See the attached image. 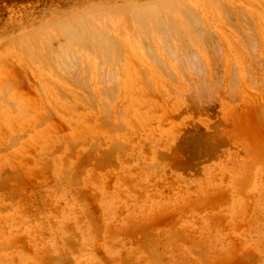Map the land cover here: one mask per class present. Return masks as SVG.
I'll return each mask as SVG.
<instances>
[{
    "label": "rangeland",
    "instance_id": "obj_1",
    "mask_svg": "<svg viewBox=\"0 0 264 264\" xmlns=\"http://www.w3.org/2000/svg\"><path fill=\"white\" fill-rule=\"evenodd\" d=\"M0 264H264V0H0Z\"/></svg>",
    "mask_w": 264,
    "mask_h": 264
},
{
    "label": "bare ground",
    "instance_id": "obj_2",
    "mask_svg": "<svg viewBox=\"0 0 264 264\" xmlns=\"http://www.w3.org/2000/svg\"><path fill=\"white\" fill-rule=\"evenodd\" d=\"M172 1V0H171ZM203 2V1H202ZM164 5V4H163ZM167 5V4H166ZM206 5V4H205ZM204 6V5H203ZM155 7V6H154ZM168 7V6H167ZM173 7V6H172ZM177 8H179V7H177ZM173 9V8H172ZM180 9V8H179ZM183 9V8H182ZM186 9H187V7H186ZM191 9V8H190ZM171 10V9H170ZM189 10V9H188ZM89 14V13H88ZM147 14H149V13H147ZM196 14V13H195ZM142 16V15H141ZM92 17V16H91ZM122 17V16H121ZM143 18V17H142ZM133 19V18H132ZM143 19H145V18H143ZM142 19V21H144ZM162 19V18H161ZM123 20H125V19H123ZM147 23V22H146ZM77 24V23H76ZM251 24V23H250ZM89 25V24H88ZM167 26V25H166ZM129 27V26H128ZM61 28V27H60ZM78 28V27H77ZM249 28V27H248ZM93 29V28H92ZM99 29V28H98ZM72 30V29H71ZM99 30H101V29H99ZM98 30V31H99ZM147 30V29H146ZM149 30V29H148ZM91 31V30H90ZM143 31H145V30H143ZM255 31V30H254ZM66 32V31H65ZM102 32V31H101ZM104 32H106V31H104ZM130 32V31H129ZM99 33V32H98ZM108 33V32H107ZM250 33V32H249ZM104 34V33H103ZM97 36V35H96ZM111 36V35H110ZM177 36V35H176ZM252 36V35H251ZM256 36V35H255ZM260 36V35H259ZM256 38V37H255ZM251 39V38H250ZM69 40V39H68ZM104 40V39H103ZM251 40H253V39H251ZM105 41V40H104ZM247 41V40H246ZM74 42V41H73ZM98 42V41H97ZM112 42V41H111ZM168 42V41H167ZM253 43V42H252ZM79 44V43H78ZM104 44H106V43H104ZM170 44H171V42H170ZM170 44H168V45H170ZM63 45V44H62ZM250 45H251V43H250ZM51 46H53V45H51ZM101 46V45H100ZM148 46V45H147ZM10 47V46H9ZM71 47H73V46H71ZM170 47V46H169ZM251 47V46H250ZM56 48H57V46H56ZM99 49H100V47H99ZM105 49V48H104ZM112 49V48H111ZM170 49H172V48H170ZM48 50V49H47ZM101 50V49H100ZM102 51V50H101ZM56 53V52H55ZM102 53V52H101ZM106 53V52H105ZM103 54V53H102ZM32 55V54H31ZM53 55V54H52ZM64 55V54H63ZM72 56V55H71ZM180 56V55H179ZM190 56V55H189ZM61 57V56H60ZM73 57H75V56H73ZM54 58V57H53ZM70 58V57H69ZM97 58H98V56H97ZM175 58V57H174ZM194 58V57H193ZM34 59V58H33ZM64 59V58H63ZM75 59V58H74ZM227 59V58H226ZM55 60V59H54ZM70 60H71V58H70ZM185 60V59H184ZM192 60V59H191ZM51 61H52V59H51ZM194 61V60H193ZM170 62V61H169ZM198 62V61H197ZM62 63V62H61ZM182 63V62H181ZM33 64V63H32ZM52 64H53V62H52ZM55 64H57V63H55ZM104 64V63H103ZM116 64V63H115ZM195 64V63H194ZM260 64V63H259ZM29 65H30V63H29ZM163 65V64H162ZM181 65V64H180ZM200 65V64H199ZM214 65V64H213ZM60 66V65H59ZM66 67H64V69H65ZM229 69V68H228ZM63 70V69H62ZM183 70V69H182ZM171 75H172V73H171ZM77 78V77H76ZM66 79V78H65ZM79 81V80H78ZM201 81V80H200ZM104 82V81H103ZM106 83V82H105ZM204 86V85H203ZM236 86V85H235ZM205 88V87H204ZM221 89V88H220ZM206 90V89H205ZM42 91V90H41ZM61 91V90H60ZM227 91V90H226ZM194 92H195V90H194ZM200 93V92H199ZM110 94V93H109ZM43 95V94H42ZM67 95V94H66ZM64 96H65V94H64ZM68 96V95H67ZM67 96H65V97H67ZM83 96V95H82ZM112 96V95H111ZM201 96V95H200ZM205 97H207V96H205ZM111 98V97H110ZM206 100V99H205ZM237 100V99H236ZM234 103V102H233ZM53 115V114H52ZM49 116V115H48ZM75 116V115H74ZM73 116V117H74ZM56 118V117H55ZM93 119V118H92ZM89 120V119H88ZM61 123V122H60ZM63 127V126H62ZM122 127V126H121ZM103 128V127H102ZM112 128V127H111ZM238 128V127H237ZM242 132V131H241ZM224 134V133H223ZM221 136V135H220ZM219 136V137H220ZM218 138V137H217ZM208 141V140H207ZM206 143V142H205ZM204 143V144H205ZM120 144V143H119ZM210 144V143H209ZM200 145V144H199ZM203 146V145H202ZM208 146V145H207ZM211 147V146H210ZM97 148V147H96ZM199 149V148H198ZM123 151V150H122ZM89 152V151H88ZM93 153V152H92ZM125 157V156H124ZM88 159V158H87ZM91 160V159H90ZM66 162H67V160H66ZM81 162H84V161H81ZM86 163V162H85ZM89 165H91V164H89ZM113 165V164H112ZM84 166V165H83ZM106 166V165H105ZM81 167V166H80ZM84 173V172H83ZM245 179V178H244ZM110 180V179H109ZM244 181V180H243ZM37 182V181H36ZM109 185V184H108ZM109 189V188H108ZM86 192H88V191H86ZM156 194V193H155ZM93 197V196H92ZM94 198V197H93ZM48 204H50V203H48ZM254 205V204H253ZM50 218V217H49ZM52 218V217H51ZM96 226V225H95ZM132 233V232H131ZM19 236V235H18ZM74 236V235H73ZM159 236V235H158ZM19 238V237H18ZM79 238V237H78ZM186 238V237H185ZM194 238V237H193ZM80 239V238H79ZM201 240V239H200ZM199 240V241H200ZM30 241V240H29ZM177 241V240H176ZM194 241V240H193ZM198 241V240H197ZM198 241V242H199ZM71 242V241H70ZM197 242V243H198ZM201 242V241H200ZM28 245V244H27ZM198 245V244H197ZM73 246V245H72ZM145 246V245H144ZM179 246V245H178ZM182 247V246H181ZM178 248H180V247H178ZM173 249V248H172ZM29 250H31V249H29ZM31 251H33V250H31ZM78 251V250H77ZM204 251V250H203ZM202 251V252H203ZM210 252V251H209ZM49 253V252H48ZM132 254V253H131ZM200 254V253H199ZM207 254V253H206ZM179 255V254H178ZM152 256H153V254H152ZM169 257V256H168ZM207 257V256H206ZM108 258V257H107ZM118 258V257H117ZM45 259V258H44ZM62 259V258H61ZM128 261V260H127ZM176 261V260H175ZM210 261V260H209ZM177 262V261H176ZM186 263V262H185Z\"/></svg>",
    "mask_w": 264,
    "mask_h": 264
}]
</instances>
